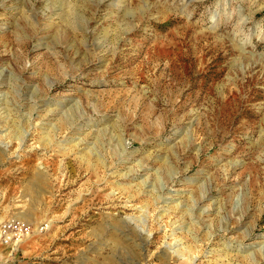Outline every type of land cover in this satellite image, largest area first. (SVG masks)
I'll list each match as a JSON object with an SVG mask.
<instances>
[{"label": "rangeland", "instance_id": "rangeland-1", "mask_svg": "<svg viewBox=\"0 0 264 264\" xmlns=\"http://www.w3.org/2000/svg\"><path fill=\"white\" fill-rule=\"evenodd\" d=\"M0 264H264V0H0Z\"/></svg>", "mask_w": 264, "mask_h": 264}]
</instances>
